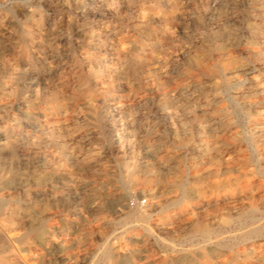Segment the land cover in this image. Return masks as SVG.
Returning a JSON list of instances; mask_svg holds the SVG:
<instances>
[{
  "label": "rangeland",
  "instance_id": "374dc122",
  "mask_svg": "<svg viewBox=\"0 0 264 264\" xmlns=\"http://www.w3.org/2000/svg\"><path fill=\"white\" fill-rule=\"evenodd\" d=\"M0 142V255L264 264V0H0Z\"/></svg>",
  "mask_w": 264,
  "mask_h": 264
},
{
  "label": "bare ground",
  "instance_id": "6f19581e",
  "mask_svg": "<svg viewBox=\"0 0 264 264\" xmlns=\"http://www.w3.org/2000/svg\"><path fill=\"white\" fill-rule=\"evenodd\" d=\"M10 143H11V141H10ZM8 144V143H7ZM5 146V143L4 142H0V149L2 148L3 149V147ZM1 149V150H2ZM6 149V148H5ZM3 152V151H2ZM4 155V154H3ZM137 182H143V181H145L146 182V180L145 179H141L139 176H137V177H135L134 178ZM18 208V207H17ZM17 208H15V207H8V209L7 210H1L0 211V217H1V219L4 221V223H2L1 224V227H2V229H5L6 228V226H7V224L6 223H14L16 220H17V213H18V210H17ZM252 208V207H251ZM20 213V212H19ZM147 214V213H146ZM19 215V214H18ZM19 220V219H18ZM257 220H259V219H257ZM21 222V221H20ZM31 224V223H30ZM17 225L19 226V228H20V233L18 234V239H20V240H28V239H30V238H32L35 234H38V231L40 230H35L34 229V231H33V229H31V230H28L27 228H25L24 227V225H22L21 223H19V222H17ZM32 225H33V223H32ZM31 225V226H32ZM36 225V224H35ZM202 226H203V223H201L200 224V226H199V228H202ZM41 227V226H40ZM8 228V227H7ZM205 233H207L206 231H205ZM209 233V232H208ZM204 234V233H203ZM261 234H263V233H261ZM9 235V234H8ZM259 235V234H258ZM7 236V235H6ZM14 236V235H13ZM209 236V235H208ZM263 237V236H262ZM8 238H9V236H8ZM57 239V238H56ZM64 240V239H63ZM65 241H66V239H65ZM16 242V241H15ZM18 244V243H17ZM61 244V243H60ZM27 245V244H26ZM34 245V244H33ZM260 245V244H259ZM13 246H14V244H13ZM12 246H11V244H10V240H8L7 239V237H5V236H2V237H0V254H3L4 252H6V251H9V252H12L13 251V249L11 248ZM47 247V246H46ZM16 249V248H15ZM18 249V248H17ZM19 250H21V249H19ZM48 251V250H47ZM24 252V251H23ZM29 252V251H28ZM42 252V251H41ZM51 252V251H50ZM20 253V252H19ZM26 253V252H25ZM21 254V253H20ZM33 254V253H32ZM32 254H28V255H31L32 256ZM35 254V253H34ZM15 255V254H14ZM261 255V254H260ZM47 256V255H46ZM45 256V257H46ZM24 257V256H23ZM16 258V257H15ZM51 258V257H50ZM54 258V257H53ZM23 260V259H22ZM0 264H28V263H26L25 261H21V260H19V259H17L16 261H13L12 259H11V257H9L8 255H0Z\"/></svg>",
  "mask_w": 264,
  "mask_h": 264
}]
</instances>
